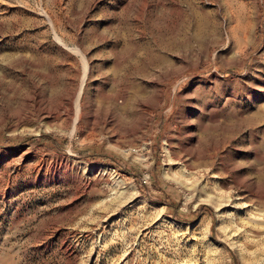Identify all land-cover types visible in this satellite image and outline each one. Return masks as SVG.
Wrapping results in <instances>:
<instances>
[{
  "label": "rangeland",
  "instance_id": "rangeland-1",
  "mask_svg": "<svg viewBox=\"0 0 264 264\" xmlns=\"http://www.w3.org/2000/svg\"><path fill=\"white\" fill-rule=\"evenodd\" d=\"M242 2L0 0V264H264V251H238L227 238L241 215L251 217L255 234L264 232L256 215L264 202L244 190H264V0L247 41L236 33ZM117 53L124 54L121 65ZM88 60L94 69L87 94L96 100L97 84L113 94L126 89L130 101L137 91L148 95L155 80L167 85L146 142L148 164L100 131L74 135L72 121L40 115L63 95L65 81L82 77ZM197 78H210L211 92L198 91L200 103L221 121L197 134L244 164L245 188L233 184L232 166L213 178L214 165L188 190L170 170L166 140L185 125L186 88ZM35 85L50 102L28 101ZM54 173L59 178L48 180ZM240 193L253 211L236 209ZM210 236L230 243L217 247Z\"/></svg>",
  "mask_w": 264,
  "mask_h": 264
},
{
  "label": "bare ground",
  "instance_id": "bare-ground-1",
  "mask_svg": "<svg viewBox=\"0 0 264 264\" xmlns=\"http://www.w3.org/2000/svg\"><path fill=\"white\" fill-rule=\"evenodd\" d=\"M262 1L263 0H243L242 3L238 4L240 15L239 18H236V33H239V39L241 41H247L249 35L254 30V25L258 24ZM182 3H180V5ZM132 49L133 48H131L130 52H133ZM243 55H246V50L240 55L241 59ZM263 55L264 51L261 53V56ZM123 58L124 54L117 53L115 56V63L121 65L124 61ZM241 59L239 63L241 62ZM93 69L91 62L88 60L82 77L79 78L78 76H75L65 81L63 85L65 88L63 90H65V92L63 95L52 106H43L39 111L40 115L49 121H53L57 118H64V120L68 122L72 121V133L74 135H84L86 132L92 133V131H100L103 137H107L111 143L124 149L128 154L135 152L136 156L144 164H148L150 161V154L146 142L153 133L156 109L164 102L167 85L162 84L158 81L159 79L155 80L150 84L151 91L148 95L143 96L142 93L137 91L136 96L130 101L126 89L120 88L117 93L113 94L105 92L101 85L97 84V96L99 99L96 100L95 97L87 94L89 93L88 89L92 86L91 84H93ZM260 75V84L264 87V64L260 68ZM214 76L219 78L217 73ZM112 81L114 83L117 82L115 79ZM49 84L51 87L55 86L52 83ZM89 85L91 86L89 87ZM43 89H41L40 85H35L33 92L34 95L31 96L28 101L33 102L37 100V103L41 102L40 104H42V102H50V97ZM211 89L212 83L210 82V78H197L189 82L186 88L188 107L185 109L181 107L184 109L182 117L184 118L185 125L183 127L180 126L174 131V133H172L173 135H171L170 139L166 140L165 148L169 157L168 164L173 165L170 170H173L172 172H174L173 176L175 177V181L181 187L188 190L193 189L196 184L201 183L203 177L206 176L214 165L219 164V170H216V172L213 173V178L218 175L227 176L230 167L232 166L238 171V176L235 179L233 178V184L245 188L244 182L249 177V174L245 171L244 164L237 161L231 153L227 152L228 150L225 151L226 153L223 152V144L214 143L212 140L206 141V138L203 139L202 136L197 134V131H201L203 134L208 135V133L215 127L214 125L221 122L219 116L215 112L205 108L206 106L204 107V105L200 103L198 91L210 90L211 92ZM130 106L136 108L137 116L131 117L129 115L128 110L130 109ZM24 116H28V114H25ZM88 135L89 134L87 133L86 136ZM207 138H209V136ZM259 149L253 147L256 154ZM225 156H229L230 158L228 157L227 160ZM202 165H204L203 168L201 167ZM90 166L91 168H95L97 164L91 163ZM252 169L254 170V165ZM58 178V173H54L49 176L48 180L55 181ZM119 178L122 181H125L124 175L121 174ZM251 181L256 185L255 180ZM190 182L192 183L191 185H189ZM133 186L136 188L135 184H133ZM246 188L244 190L246 193H249L247 195L264 202V190L250 192ZM239 196L236 209L253 211L252 204L246 201L244 193H240ZM138 197L139 196H137V198ZM139 198L149 204L153 203L145 197L140 196ZM217 206L218 207L215 208L216 217L220 218L226 205L223 202ZM256 215L264 220V213H258ZM246 218L245 215H241L238 216L236 220H232L231 229L227 232V238L231 240V243H237L238 251L240 250L241 252L244 251L248 254L258 255V252L264 251V232L262 231V234L260 233V235L255 234L256 227L254 226L251 217L250 219ZM165 220L168 222H174L169 217H166ZM200 221L206 223V218L202 216ZM259 229H262V227ZM210 240L214 245L223 249H225V244L229 245L230 243L229 240L227 241L220 237L214 238L210 236Z\"/></svg>",
  "mask_w": 264,
  "mask_h": 264
}]
</instances>
